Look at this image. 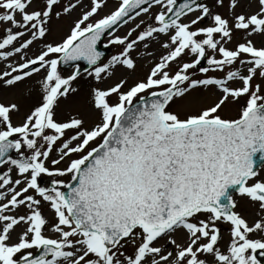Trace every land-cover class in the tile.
Returning <instances> with one entry per match:
<instances>
[{
    "label": "snow or ice",
    "instance_id": "snow-or-ice-1",
    "mask_svg": "<svg viewBox=\"0 0 264 264\" xmlns=\"http://www.w3.org/2000/svg\"><path fill=\"white\" fill-rule=\"evenodd\" d=\"M105 9L0 0V264H264V0Z\"/></svg>",
    "mask_w": 264,
    "mask_h": 264
},
{
    "label": "rangeland",
    "instance_id": "rangeland-1",
    "mask_svg": "<svg viewBox=\"0 0 264 264\" xmlns=\"http://www.w3.org/2000/svg\"><path fill=\"white\" fill-rule=\"evenodd\" d=\"M117 0H108V9H111L115 6ZM108 9H105V12L104 13H101V15L105 14ZM155 10V9H154ZM139 19H145V17H139L137 18L136 21H130L128 25H124L123 27H120L117 29L116 31V35H124L126 34V32L131 28V27H134L135 26V23L139 22ZM70 23V20H65L63 22H61L60 25H58V28L57 30L54 32V34L52 36L49 37V40H58L60 38V36L63 34V32H65L68 28V25ZM107 40H108V37H106L103 42H102V47H104V45L107 43ZM107 51H108V56L105 58V61L107 58H109L112 54H114L115 52L118 51L117 48L113 47V46H110L108 48H105ZM146 71V69H145ZM38 79V77L36 78ZM33 86L34 87H38V85H35V83L33 82ZM18 95V94H17ZM225 239H227V235L225 236Z\"/></svg>",
    "mask_w": 264,
    "mask_h": 264
},
{
    "label": "water",
    "instance_id": "water-1",
    "mask_svg": "<svg viewBox=\"0 0 264 264\" xmlns=\"http://www.w3.org/2000/svg\"><path fill=\"white\" fill-rule=\"evenodd\" d=\"M181 2H182V1H181ZM102 39H103V38H102ZM97 48H98L99 51H103V52L105 53V56H106V52L100 48V43L98 44ZM79 63H83V64H84V67L86 66L85 63H84L83 61H81V62H79ZM62 66H63V67H67V66H64V65H62Z\"/></svg>",
    "mask_w": 264,
    "mask_h": 264
}]
</instances>
